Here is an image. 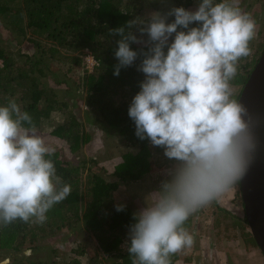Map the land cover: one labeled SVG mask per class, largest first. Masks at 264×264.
<instances>
[{
  "label": "clouds",
  "instance_id": "1",
  "mask_svg": "<svg viewBox=\"0 0 264 264\" xmlns=\"http://www.w3.org/2000/svg\"><path fill=\"white\" fill-rule=\"evenodd\" d=\"M256 27L238 0H200L194 11L171 6L109 29L120 37L114 75L142 57L137 70L145 78L128 108L135 135L176 162L170 179L133 214L126 242L132 264H172V256L195 244L188 219L247 173L258 144L253 118L234 97L232 81L240 60L251 54ZM54 152L15 98L0 105V227L43 224L70 195L71 185L51 159ZM124 210L116 205L117 212Z\"/></svg>",
  "mask_w": 264,
  "mask_h": 264
},
{
  "label": "trees",
  "instance_id": "2",
  "mask_svg": "<svg viewBox=\"0 0 264 264\" xmlns=\"http://www.w3.org/2000/svg\"><path fill=\"white\" fill-rule=\"evenodd\" d=\"M151 2H154L155 11H167L171 6L194 11L200 0H167L166 4L161 0H0V105L15 98L22 110L33 116L38 134L40 132L46 143L55 149L51 159L57 175L72 188L70 195L47 213L45 223L17 221L0 227V264H49V259L39 253L49 250L56 254L57 251L51 249V240L63 230L74 236L87 232L93 239L91 249L101 252L108 261L112 260L110 264H132L126 242L134 212L127 206L124 211L117 212L112 195L119 185L142 181L156 169V162L150 159L151 142L135 135V124L128 116L132 98L140 91V82L145 78L137 70L142 57L132 66L121 69L119 76L114 75V66L118 63L114 53L120 37L111 36L109 29L143 17L145 5ZM173 19L170 17L168 22ZM132 31L139 35L136 28ZM144 39L147 40V34ZM130 47L147 50L140 44ZM76 52L83 56L91 54L96 62L93 72L83 79L84 99L58 72L61 61L70 60L76 65L78 56L77 59L66 56ZM254 55L251 59L247 56L240 60L232 84L244 85L259 53ZM64 84L63 94L71 99L70 106L58 100V90ZM238 96L234 97L238 99ZM79 97L89 109L83 111L85 121L97 124L107 136H119L128 148L121 157L122 162L113 167L115 181L89 173L85 194L79 177L80 170L84 169L80 165L85 159L79 153L87 139L77 112ZM159 148L155 146L156 151ZM175 163L173 161L172 166ZM93 164L99 165L97 161ZM216 210L224 218L228 217L224 209L216 207ZM231 218L235 224L240 221ZM191 221L190 217L185 225L189 231ZM242 222L246 224L244 215ZM242 236L248 245L256 247L249 233L243 232ZM45 241H49V246ZM78 250L74 252L76 256L86 252L80 247ZM183 257L175 254L172 264H181ZM59 260L61 262L53 261V264H70ZM186 261L183 259V263ZM69 262L81 264L78 257Z\"/></svg>",
  "mask_w": 264,
  "mask_h": 264
},
{
  "label": "rangeland",
  "instance_id": "3",
  "mask_svg": "<svg viewBox=\"0 0 264 264\" xmlns=\"http://www.w3.org/2000/svg\"><path fill=\"white\" fill-rule=\"evenodd\" d=\"M152 4L154 2H151L149 6L145 5L143 18L148 17V15L155 11V7ZM238 6L243 11L250 13L257 22L256 36L250 42L252 51L248 58L251 59L254 54V57H256L258 53L260 56L261 47L264 44V0H238ZM63 54L64 52L62 51L61 55ZM66 56L75 59L78 56V62L75 63L76 65H73L74 63H71L70 60L61 61L58 72L63 74L66 82L71 85V89L77 90L81 94V98L84 99L86 90L85 88L83 89V79L84 76L92 73L94 69L90 72L86 68L82 53L76 52L67 54ZM232 85L234 96L240 94L242 87L240 85ZM64 87L65 84L61 85L58 90V100L60 104L66 103L70 106L71 99L64 96ZM81 98L79 97L78 99L80 107L77 112L80 121L84 125V137L87 139V142L79 153L80 157L85 159V162L80 165V168L84 167V169L80 170L81 174L79 177L81 180V190L85 194L84 188L88 177H90L89 173L98 174L107 181H115V178L112 176L113 167L122 162L123 158L121 157L128 148L125 147V141H121L119 136H107L105 135V131L97 124H89L85 121L83 111H88L89 109L85 108L84 103L80 101ZM69 109L72 108L69 107ZM46 136L48 135L46 134ZM150 150V159L155 160L156 169L152 173L150 172L145 175L142 181L129 183L128 185H119L112 195V203L114 205L123 204L136 213L147 206V197L159 190L161 181L170 179L167 173L174 166H172L173 161L168 160L164 156L162 148L156 151L155 146L151 143ZM91 160H94L93 163L97 161L99 165L91 163ZM100 168L103 170L101 171ZM238 191L239 187L235 185L230 191L222 194L217 201L200 209L191 216L192 229L189 232L195 236V244L191 248L179 252L181 256H185L181 258V264H263L261 252L257 247L248 245L242 236L243 232L249 233V230L247 225L242 222L244 212L242 210L240 191L239 195L237 194ZM152 202L153 198L150 196L148 203L151 204ZM216 207L227 211L228 217L224 218L223 214L216 210ZM231 217H236V219L240 220V223L235 224V220ZM92 240L87 232L74 236L72 233L68 234L63 230L51 240L53 241L51 249L56 250L57 253L52 254L49 250H43L39 253V256L48 258L49 264H53V261L61 262L59 259L64 263L72 264L73 262L69 261H72L76 257H78L81 264H110L112 260L108 261L107 259L109 258L101 252L96 253L91 249ZM45 243L49 246V241H45ZM79 247L85 249L86 252L81 256H76L74 252H79ZM122 248L124 249V246ZM33 255L36 256L35 253ZM42 257L40 258L41 260L43 259ZM183 259L187 261L183 263Z\"/></svg>",
  "mask_w": 264,
  "mask_h": 264
},
{
  "label": "water",
  "instance_id": "4",
  "mask_svg": "<svg viewBox=\"0 0 264 264\" xmlns=\"http://www.w3.org/2000/svg\"><path fill=\"white\" fill-rule=\"evenodd\" d=\"M238 101L248 108L253 118L258 144L252 163L238 186L246 224L264 264V46L242 86Z\"/></svg>",
  "mask_w": 264,
  "mask_h": 264
},
{
  "label": "built area",
  "instance_id": "5",
  "mask_svg": "<svg viewBox=\"0 0 264 264\" xmlns=\"http://www.w3.org/2000/svg\"><path fill=\"white\" fill-rule=\"evenodd\" d=\"M83 61L86 65V68L92 72V70L94 69V66L96 65V62L94 61V58L92 57L91 54H87L84 56Z\"/></svg>",
  "mask_w": 264,
  "mask_h": 264
},
{
  "label": "flooded vegetation",
  "instance_id": "6",
  "mask_svg": "<svg viewBox=\"0 0 264 264\" xmlns=\"http://www.w3.org/2000/svg\"><path fill=\"white\" fill-rule=\"evenodd\" d=\"M242 210H243V205H242Z\"/></svg>",
  "mask_w": 264,
  "mask_h": 264
}]
</instances>
